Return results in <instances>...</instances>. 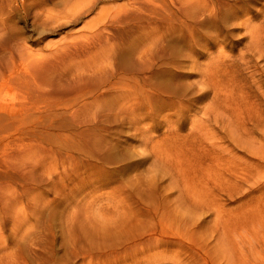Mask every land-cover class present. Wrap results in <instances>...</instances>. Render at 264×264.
Wrapping results in <instances>:
<instances>
[{"label":"rangeland","instance_id":"rangeland-1","mask_svg":"<svg viewBox=\"0 0 264 264\" xmlns=\"http://www.w3.org/2000/svg\"><path fill=\"white\" fill-rule=\"evenodd\" d=\"M204 1L0 0V264H264V0Z\"/></svg>","mask_w":264,"mask_h":264},{"label":"bare ground","instance_id":"bare-ground-1","mask_svg":"<svg viewBox=\"0 0 264 264\" xmlns=\"http://www.w3.org/2000/svg\"><path fill=\"white\" fill-rule=\"evenodd\" d=\"M191 1H192V2H190L189 0H182V3H183L184 6H185L184 9H186V10H188V11H191V13H193L194 10L199 9L200 6H202V7L205 6L204 3H203V4H200V3H199V0H197V1H198L197 3H194L195 1L193 2V0H191ZM205 1H206V0H205ZM205 1H204V2H205ZM180 3H181V2H180ZM206 4H207V3H206ZM209 4H210V3H209ZM214 6H216V5H214ZM214 6H213V7H214ZM207 7H208V6H207ZM210 8H211V7H210ZM211 9H212V8H211ZM220 9H221V8H220ZM220 9H219V10H220ZM230 10H231V9H230ZM213 11H214V10H213ZM216 11H217V9H216ZM205 12H206V11H205ZM221 12H222V11H221ZM211 13H212V12H211ZM214 13H215V12H214ZM223 13H225V12L223 11ZM228 13H229V12H228ZM208 14H209V13H208ZM190 15H191V14H190ZM216 15H217V14H216ZM222 15H223V14H222ZM194 16H196L195 13H194ZM217 16H218V15H217ZM263 17H264V16H263ZM211 18H212V17H211ZM219 18H220V17H219ZM208 20H209V19H208ZM213 21H214V20H213ZM215 21H216V19H215ZM209 22H210V21H209ZM207 23H208V22H207ZM211 23H212V22H211ZM215 23H216V22H215ZM216 24H217V23H216ZM243 24H244V23H243ZM220 25H222V24H220ZM261 39H262V38H261ZM137 52H138V51H137ZM132 54H133V53H132ZM103 58L107 60V59H108V56H104ZM134 84H135V83H134ZM224 94H225V93H224ZM127 95H129V94H127ZM127 95H126V97H127ZM128 98H129V100L132 99V97H130V96H129ZM126 99H127V98H126ZM133 101H134V100H133ZM127 102H128V100H127ZM119 108H120V107H119ZM237 109H238V108H237ZM220 123H221V122H220ZM228 126H229V125H228ZM226 130H227V129H226ZM216 138H217V137H216ZM249 144H250V143H249ZM211 145H212V144H211ZM190 163H191V162H190ZM205 164H206V163H205ZM178 169H179V168H178ZM180 171H181V170H180ZM185 172H186V171H185ZM178 173H179V172H178ZM189 173H190V172H189ZM214 174H215V173H214ZM179 175H180V174H179ZM187 175H188V174H187ZM183 176H184V175H183ZM189 179H191V178H189ZM210 179H211V178H210ZM240 179H242V178H240ZM185 180H186V179H185ZM212 180H213V179H212ZM243 180H244V179H243ZM243 180H242V181H243ZM195 182H196V181H195ZM197 182H199V181H197ZM173 183H174V182H173ZM204 184H205V183H204ZM216 184H217V183H216ZM199 187H200V186H199ZM198 189H199V188H198ZM197 191H198V190H197ZM203 192H204V191H203ZM195 193H196V192H195ZM195 193H194V194H195ZM199 193H200V192H199ZM189 194H190V193H189ZM196 194H197V193H196ZM199 195H200V194H199ZM199 195H198V196H199ZM201 201H202V200H201Z\"/></svg>","mask_w":264,"mask_h":264}]
</instances>
